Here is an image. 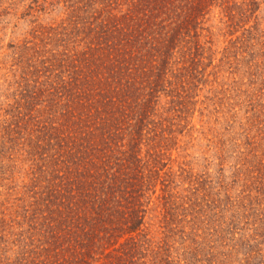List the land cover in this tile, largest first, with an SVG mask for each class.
Listing matches in <instances>:
<instances>
[{
    "label": "trees",
    "instance_id": "1",
    "mask_svg": "<svg viewBox=\"0 0 264 264\" xmlns=\"http://www.w3.org/2000/svg\"><path fill=\"white\" fill-rule=\"evenodd\" d=\"M263 5L31 0L0 83V264H194L204 182L173 153L205 73L236 45L264 57ZM252 116L258 207L211 227L227 250L208 264H264V104Z\"/></svg>",
    "mask_w": 264,
    "mask_h": 264
},
{
    "label": "rangeland",
    "instance_id": "2",
    "mask_svg": "<svg viewBox=\"0 0 264 264\" xmlns=\"http://www.w3.org/2000/svg\"><path fill=\"white\" fill-rule=\"evenodd\" d=\"M30 1L0 0V83L6 77L12 45L20 43L28 33L27 16L23 13ZM258 15L264 27V5ZM225 46L229 45H214L217 57ZM236 46L241 49L229 56V72H221L215 81L205 73V88L196 97L191 129L180 138V147L173 153L204 182L203 208L201 213L197 209L196 227L188 226L187 244L198 248L192 259L194 264H208L220 257V250H227V244L221 243L225 239L222 234L210 237L211 227L224 228L233 221L243 227L245 221L252 219L249 207H258L249 203L256 193L258 173L254 166L259 161L252 151L257 132L252 114L264 104L259 95L264 93V57L260 52L254 56L256 50L249 49L251 45ZM250 63L253 65L248 67ZM252 76H258L257 80L252 82ZM214 198L220 201L212 204ZM241 233L242 229L235 236Z\"/></svg>",
    "mask_w": 264,
    "mask_h": 264
}]
</instances>
